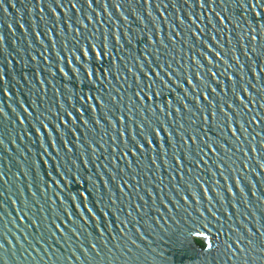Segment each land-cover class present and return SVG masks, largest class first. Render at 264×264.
<instances>
[{"label":"water","instance_id":"obj_1","mask_svg":"<svg viewBox=\"0 0 264 264\" xmlns=\"http://www.w3.org/2000/svg\"><path fill=\"white\" fill-rule=\"evenodd\" d=\"M0 264H264V0H0Z\"/></svg>","mask_w":264,"mask_h":264},{"label":"trees","instance_id":"obj_2","mask_svg":"<svg viewBox=\"0 0 264 264\" xmlns=\"http://www.w3.org/2000/svg\"><path fill=\"white\" fill-rule=\"evenodd\" d=\"M195 240H196V242H197L198 245H200L201 247L204 246V243H203V241L201 239L196 238Z\"/></svg>","mask_w":264,"mask_h":264}]
</instances>
